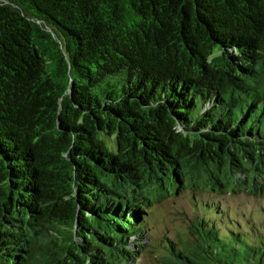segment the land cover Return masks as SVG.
<instances>
[{"label":"trees","instance_id":"trees-1","mask_svg":"<svg viewBox=\"0 0 264 264\" xmlns=\"http://www.w3.org/2000/svg\"><path fill=\"white\" fill-rule=\"evenodd\" d=\"M261 165L264 0H0V264H132L153 185ZM200 207L170 264H264Z\"/></svg>","mask_w":264,"mask_h":264},{"label":"rangeland","instance_id":"rangeland-1","mask_svg":"<svg viewBox=\"0 0 264 264\" xmlns=\"http://www.w3.org/2000/svg\"><path fill=\"white\" fill-rule=\"evenodd\" d=\"M109 144L115 146L112 139ZM221 170V175H231L228 168ZM213 171L218 173L217 169ZM240 179L231 176L227 187H222L205 174L197 177L200 187L185 188L178 183L173 187L168 185L170 190L163 191L153 185L154 197L146 215L147 245L136 251L132 264L173 263L170 243L179 247L181 241L193 240L198 235L194 222L202 215L201 203L208 200L219 201L224 216L229 217L228 227L242 224L243 232L254 237L264 236V165L260 169L253 167L245 183ZM38 257L45 260L49 256L43 250Z\"/></svg>","mask_w":264,"mask_h":264}]
</instances>
